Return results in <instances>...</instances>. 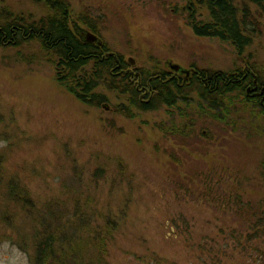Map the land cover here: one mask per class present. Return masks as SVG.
<instances>
[{"label": "rangeland", "instance_id": "obj_1", "mask_svg": "<svg viewBox=\"0 0 264 264\" xmlns=\"http://www.w3.org/2000/svg\"><path fill=\"white\" fill-rule=\"evenodd\" d=\"M65 1L73 19L89 23L133 72H169L168 63L229 71L249 62L264 78V17L246 0H232L251 14L243 57L228 42L192 33L187 0ZM4 12L30 23L48 7L0 0ZM101 91L107 100L98 107L82 104L55 82L35 42L1 48L6 175L38 204L81 194L109 212L117 225L109 264H264V136L256 131L264 121L252 107L231 108L233 123L225 124L195 100L142 111L119 90ZM11 214L0 222V264H30V241L18 246L24 225Z\"/></svg>", "mask_w": 264, "mask_h": 264}, {"label": "trees", "instance_id": "obj_2", "mask_svg": "<svg viewBox=\"0 0 264 264\" xmlns=\"http://www.w3.org/2000/svg\"><path fill=\"white\" fill-rule=\"evenodd\" d=\"M246 1L256 6L264 17V0ZM46 3L50 12L36 23L4 12L0 16V37L6 33L11 38L0 41V49H17L35 42L50 62L55 82L82 104L98 107L107 100L101 89L119 90L126 94L130 106L142 111L155 109L159 104L177 109L179 103L195 100L205 105L208 112L215 110L210 117L225 124L233 123L227 120L233 113L231 108L247 109V106L252 107V117L264 121V94L261 97L254 94L258 91L247 92L254 87V80L260 89L264 87V78L252 63L246 62L244 67L229 71L191 64L190 68L182 67L188 74L155 68L133 72L120 54L108 53L104 43L96 46L74 34L67 19L70 9L65 0H46ZM187 8L186 24L195 36L228 42L243 57L251 43L249 30L252 29L246 4L238 7L232 0H187ZM202 14L203 19L199 17ZM15 56L23 59L19 50ZM146 93L147 100L143 101ZM256 131L264 136V124ZM77 192L79 189L72 190ZM12 211V220L17 218L24 225L18 246L24 248L22 241H30V264H109L108 243L117 227L113 216L97 211L81 194L74 195V200L67 203L58 199L36 203L24 186L6 175L0 155V222ZM261 229L263 235L264 228Z\"/></svg>", "mask_w": 264, "mask_h": 264}, {"label": "water", "instance_id": "obj_3", "mask_svg": "<svg viewBox=\"0 0 264 264\" xmlns=\"http://www.w3.org/2000/svg\"><path fill=\"white\" fill-rule=\"evenodd\" d=\"M70 26L74 32V34L83 42H90L95 44L96 46H101L103 44L102 40L95 34H93L92 32L88 31L87 29L81 27L75 19L71 18L70 21ZM108 55V54H107ZM130 62L131 65H134V61L130 58L128 60ZM169 67L171 68V70L177 71L180 69L181 72L185 71L179 64H175V63H169ZM186 74H188V71H185ZM137 74V73H136ZM254 87L252 89L248 88L247 92H250L251 90H255L257 88V84H256V80H254ZM264 92V87H262L260 89L259 93H263ZM258 95V94H257ZM104 108H107L106 104H103Z\"/></svg>", "mask_w": 264, "mask_h": 264}, {"label": "flooded vegetation", "instance_id": "obj_4", "mask_svg": "<svg viewBox=\"0 0 264 264\" xmlns=\"http://www.w3.org/2000/svg\"><path fill=\"white\" fill-rule=\"evenodd\" d=\"M44 1H45V4H46L47 7H48V13H49V12H50L49 4L46 3V0H44ZM69 9H70V8H69ZM47 15H48V14H47ZM47 15H45V16L39 18L38 21H40L41 19L45 18ZM71 18L73 19L72 14L70 13V10H69V13L67 14V19H68L69 24H70ZM38 21H37V22H38ZM76 21H78V20L76 19ZM35 23H36V22H35ZM79 24H80V23H79ZM84 24H85V26H83V25L81 24L83 28L87 29L88 31L92 32L93 34L97 35V36L100 38V36L96 33V31H95V29H94L93 27H92L93 29H92V28H89V26H91L89 23H85V22H84ZM21 35L23 36L24 33L22 32ZM10 38H11V35L8 36L6 33H3V35L0 37V41H1V42H3V41H8ZM168 67H169V63H168ZM169 69H170V70H169L170 73L173 72V73H175V74H177V73L180 71V69L177 70V71L171 70L170 67H169ZM255 91H258V92H255ZM253 92H255V93H254L255 95L258 94V96H261V97H262V95L264 94V93H259V92H260V87H259L258 85H257V88H256L255 90H253L251 93H253ZM262 100H264V96H263Z\"/></svg>", "mask_w": 264, "mask_h": 264}]
</instances>
